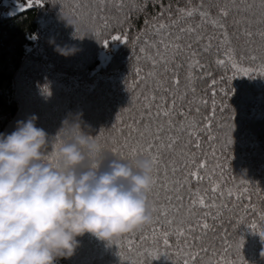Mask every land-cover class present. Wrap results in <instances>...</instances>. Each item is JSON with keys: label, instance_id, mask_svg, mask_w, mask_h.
<instances>
[{"label": "trees", "instance_id": "1", "mask_svg": "<svg viewBox=\"0 0 264 264\" xmlns=\"http://www.w3.org/2000/svg\"><path fill=\"white\" fill-rule=\"evenodd\" d=\"M24 3L25 6L19 11L0 17V132L10 134L15 130L17 120L35 114L38 117L36 126L44 129L50 139H53L52 149L50 145L48 151L50 158L54 159L53 152L58 150L56 144L59 143L60 146L67 139L65 133L57 135L62 120L70 112H82L83 121L90 126L82 125V130L94 138L103 133L99 142L100 152L92 157V161L106 163L109 159L123 158L124 162H130L137 158H151L146 153L132 157L127 149H124L125 155L121 157L109 149L112 138L119 139L116 129L124 127L127 131L129 121L127 115L123 114V109L130 104L133 82L137 79L135 68H143L141 75H146L150 67L145 59H136L137 49L143 45L144 37H141L139 43L134 37L138 30L143 29L145 17L151 19L159 13L160 0H156L154 4L150 0L144 13L132 11L131 0H125L123 10L109 4L106 15L110 24L115 25V30H105L104 36L99 38L94 35V26L87 21L76 20L79 32L66 24L61 15H72L65 0H41L40 3L33 0L31 7H28L27 1ZM169 6L175 16L177 8L201 5L200 0H192L191 4L188 0H163V7L167 9ZM203 7L212 16L216 15L215 0H204ZM130 12L131 16L126 23L117 24L118 20H123ZM164 20L171 23L167 16ZM199 23V17L196 16L183 21L181 26ZM244 27L243 23L235 26L229 23L228 30L237 55L248 48L247 38L243 35ZM172 32V36L165 37L166 41L176 43L175 36L179 34L182 37L179 43L184 46L176 63L170 62L168 65L169 69L179 74V88L172 86V71H169L166 76L159 78L165 81L164 86L171 89V92H165L163 88L157 90L156 81L151 77L148 78L147 87L140 83L136 86V91L145 95L152 91L156 93L157 100L153 103L152 116H145V122L151 123L152 130L163 125L161 136L165 142L169 136L180 138L175 152L163 151V163L169 165L167 180H178L183 184L185 175L196 168V164L192 163L193 159L197 163L207 162V167L200 170L203 179H189L182 188L179 184L172 185L173 188H179V191L170 193L173 196L171 202L164 199L165 194L159 188L156 189L160 191L158 200L151 190L149 199L152 205L154 201L157 205L165 204L168 217L175 220L174 225H168L164 217L159 221L163 226L162 231L170 233L169 246L163 244L162 231L153 235L151 225L145 227L147 239L137 240L132 246V252L128 251L126 240L122 241V247L115 244V241L109 244L85 234L78 237L80 246L75 255L70 259L60 260L58 264H132L133 261L140 260H144L145 264H183L185 252L188 250L186 245H192L194 236H202V240L192 245V250L199 252L196 264H216L217 261L225 264L230 260L238 264L241 257L246 264H264V259L259 256L262 245L256 234L264 232V220L260 219V214L264 212V76L258 72L261 62L238 60L242 66L254 70L249 76L236 73L228 63L217 65V59L225 58L227 45L219 42L220 31L212 28L210 24H204L198 29L205 37L199 44L195 43L193 36L179 33L178 28L172 29ZM111 35H126L128 43L125 44L123 39L111 41ZM104 38L110 41L107 47L100 42ZM147 38L152 41L159 39L151 32L147 33ZM208 38H211L210 48ZM50 40L61 46H75L78 51L73 56H61L54 51ZM256 40L258 43V38ZM189 42L193 44L192 49L186 47ZM205 48L208 50L205 51ZM148 50L155 51L152 48ZM173 51L170 47L166 54L169 60ZM193 51L196 52V57L192 56ZM103 53L108 54L105 62L101 60ZM197 57L204 65L203 71H200V65H196V71L189 79V61L195 63ZM176 64H182L183 67L177 68ZM162 70L163 65H160L157 72ZM234 75V79H229ZM213 79L217 81L215 87L212 85ZM193 86L195 91L191 90ZM221 88H229V94L222 95ZM214 92L216 95H213ZM185 93L187 95L182 100L181 96ZM162 96L169 104L173 98L176 100L172 117H157L155 114L158 108L164 106V101L160 99ZM213 101L216 106L214 116ZM222 103L227 105L224 111L221 110ZM140 104H143V98ZM181 109L185 110L186 119L175 115ZM188 109L193 110L191 115H187ZM197 109L198 113L195 111ZM121 115L124 125L120 124ZM168 119L173 120L174 127L171 129L167 124ZM193 119L202 124L210 123L211 127L197 129L201 148L186 150L194 155H180L188 136L186 131H179V126L183 120L187 127ZM229 135L232 143L225 148ZM173 161L179 169L174 175L171 172ZM162 172L163 167L161 174ZM216 185L219 186L218 191L213 193L211 189ZM229 191L233 193L232 197H229ZM199 195H203L209 203L207 209L201 208L198 203L195 208L192 207L191 202L198 200ZM237 195L240 196L239 200L236 199ZM177 196L182 199H177ZM213 202L217 207H211ZM221 205L224 207H220ZM206 212L218 216V219L205 216ZM155 215L157 213H153V217ZM201 220H207L210 225L206 235L198 226ZM252 222H256L257 229L250 228ZM189 224L193 226V232L186 231L185 237L176 235L177 228L187 229ZM134 233L139 236V232ZM240 238L244 240L242 250L237 247ZM204 248H207V252L202 250ZM145 250L158 251L159 255H137V252ZM120 252L124 253L123 257L119 255Z\"/></svg>", "mask_w": 264, "mask_h": 264}, {"label": "clouds", "instance_id": "2", "mask_svg": "<svg viewBox=\"0 0 264 264\" xmlns=\"http://www.w3.org/2000/svg\"><path fill=\"white\" fill-rule=\"evenodd\" d=\"M61 18L76 29L74 18ZM50 43L64 57L78 51ZM37 120L33 114L0 132V264H58L75 255L85 234L113 244L151 225V158L92 161L100 145L82 130L90 127L83 113L70 112L57 134L67 139L52 159L53 139ZM256 234L264 259V232Z\"/></svg>", "mask_w": 264, "mask_h": 264}, {"label": "snow or ice", "instance_id": "3", "mask_svg": "<svg viewBox=\"0 0 264 264\" xmlns=\"http://www.w3.org/2000/svg\"><path fill=\"white\" fill-rule=\"evenodd\" d=\"M41 0H36V3H40ZM192 0H188V3L191 4ZM65 3L68 6L70 14L77 21H87L91 25H93V32L95 37L99 38L104 36L105 30H115V25L110 24L109 18L106 15L109 4H113L116 7L123 10L125 0H65ZM133 5L132 11H137L140 13H144L147 11L150 0H131ZM151 3H156V0H151ZM28 7H31L33 4V0H27ZM204 0H200V7H189V8H177L175 16L172 14L171 7L169 6L167 9L163 7V0H160V11L158 14L153 15L151 19L148 17L144 18V27L142 30H138L137 35L134 37V40L139 43L141 37L143 39V45L137 49L138 55L136 57L137 61L141 58L145 59L150 65L147 74L141 75L144 72V69L137 66L135 68V76L136 80L133 82V87L131 91V100L128 107L123 109V114H126L128 117L127 123V131L124 127H120L116 129L118 133L119 139L113 137L111 140V151L114 154L120 155L123 157L125 155L124 149L128 150V154L132 157H135L138 154H147L151 157L155 167L153 174V184L152 190L157 200L160 197V191H156L157 188L164 192V199L168 202H171L173 196L170 194L172 191H179V188H173L172 185L179 184L182 188L184 184L188 183L189 179H194L196 181H201L203 177L201 176L200 170L207 167L206 161H200L197 163L195 159L192 160L193 164H196L195 170L187 173L184 177V183L181 184L180 181H172L169 182L167 177L169 175V165L163 163L162 155L163 151L167 150L168 152H175L176 145L179 143V136H169L167 142L162 139L161 133L163 131V125H159L153 131L150 122H145V116L151 118L152 116V108L153 103L157 100V96L155 91L150 92L145 95L143 92H137L136 86L140 83H144L145 87H147L148 78L151 77L156 81V89L159 90L163 88L165 92H171V89L165 87V81L160 79L159 77L166 76L169 71H172L171 84L175 88H179L180 79L178 72L169 69V63H176L177 56L182 51L183 47L179 41L181 40V35L175 36L176 43H171L166 41L165 37H170L173 35L172 29L178 28V32L183 34L187 33L194 37L195 43L199 44L201 41L205 39L203 35L198 32V29L202 27L204 24H210L212 28L218 29L220 31L219 42L221 44L227 45V51L224 53L225 58H219L215 61L217 65H225L226 63L230 64L231 68L236 72L243 76H249L253 73V69L250 67H244L238 60H250L257 61L260 60V66L258 69L259 75L264 76V0H215L216 4V15L212 16L209 10H205L203 7ZM131 16V12L124 17L123 20H118L117 24L123 25L128 21ZM167 16L168 20L171 23H168L164 20V17ZM198 16L200 23L197 25L188 24L187 26H181L183 21L191 20L194 17ZM97 21L100 23L97 24ZM229 23L233 26L243 23L245 25L243 30V35L247 38L248 48L246 50H242L239 55H237L236 48L232 46L233 42L231 39V34L228 30ZM76 31L79 32L80 29L76 28ZM151 32L153 35L159 37L157 41H152L147 38V33ZM110 34V33H109ZM83 37V36H82ZM81 37V38H82ZM256 38H258V43ZM125 44L128 43L127 36L121 35H111V41H121ZM105 47H107L110 42L108 38L102 39L100 41ZM172 48L174 51L171 54V59L169 60L168 53L169 48ZM186 47L188 49H192L193 44L189 42ZM211 47V38H208V48ZM149 48L154 49V52H149ZM208 48L204 50L207 51ZM163 49V51H161ZM259 53V54H258ZM192 56L196 57L197 54L193 51ZM160 65H163L162 72H157V69ZM196 65H200V71H203L204 65H202L197 57L195 63L189 61L188 67L190 68V72L188 74L189 79L196 71ZM176 67H183L182 64H176ZM235 75L230 77L229 79H234ZM223 79V78H222ZM217 81L215 79L212 80V85L215 87ZM195 91V87L191 89ZM229 88H221L220 93L224 96L229 94ZM174 95V94H173ZM187 93L181 96L183 100L186 97ZM213 95H216L214 92ZM141 98H143V104H140ZM162 101H164V106L158 108L156 111V116H163L165 118H169L173 116V110L176 108V100L173 98L169 104L165 97H160ZM202 103H207V101H202ZM215 101H213V116L215 115ZM227 109V105L221 104V110L224 111ZM198 113V109L195 110ZM193 112L192 109L187 110V115H191ZM176 116L185 118L186 113L184 109H181L179 112L175 113ZM120 124L124 125L125 121L123 115L119 117ZM167 124L169 128H173V120L168 119ZM204 127L210 128V123H199L192 120L191 124L185 127L183 120L179 126V131L187 132L188 139L185 141L184 149L181 150L180 155H194L191 152L186 151L189 148L200 149L201 148V139L200 133L197 129ZM103 138V133L101 132L99 136H97L96 141L99 144L100 140ZM211 139H216L215 137H211ZM57 140L59 137L57 136ZM232 143L231 136L229 135L227 138V142L225 148ZM56 148H59V143L56 144ZM52 151V150H51ZM53 155H56V152H53ZM187 165H185L186 167ZM219 166V165H218ZM161 167H163V172L161 174ZM179 169L176 167L175 162H171V172L174 175ZM161 175L163 179H161ZM219 186H213L211 191L216 193L218 191ZM222 195V193H221ZM229 197L233 196V193L229 191ZM177 199H182V197L177 196ZM236 199L239 200L240 196L237 195ZM192 207L195 208L197 203L201 208L207 209L209 207V203L205 200L203 195L198 196V200H193ZM211 207H217L215 202L211 204ZM220 207H224L221 205ZM254 211V209H252ZM247 212L248 209H245ZM153 213H157L154 216L153 221L151 223L150 230L155 235L157 231H162L163 226L159 224L160 218H166V223L168 225H174L175 220L173 218L168 217V208L165 204L157 205L156 201L153 202ZM191 214V209L189 210ZM205 216H208L212 219H218V216H213L211 213L206 212ZM260 219L264 220V212L260 214ZM183 222H181L182 224ZM201 231L204 235L207 234L209 230V223L207 220H201L199 225ZM258 225L256 222H252L250 228L252 230L257 229ZM191 233L194 231V228L191 224H189L188 228L179 227L176 229V235L179 237H185V232ZM139 232V236L136 233H131L129 236L122 238L120 241H115V244H119L123 247V240L127 242V249L129 252L133 251V244L136 243L137 240L147 239L145 235L146 229L143 228ZM163 236V244L167 247L169 246L170 233L168 231H162ZM200 240H202V236L200 237H192V245H195ZM244 240L240 238L238 242V249L243 248ZM192 245H186L187 251L185 252V259L183 260V264H196L197 259L199 258V252L192 250ZM207 252V248L202 249ZM120 256H124L123 252L119 253ZM138 256L141 257H155L159 255L158 251H141L137 252ZM127 264V262H126ZM132 264H145L144 260H140L138 262L133 261ZM211 264V262H210ZM216 264H221L220 261H217ZM225 264H237L236 261H227ZM238 264H246L243 257H241L238 261Z\"/></svg>", "mask_w": 264, "mask_h": 264}, {"label": "rangeland", "instance_id": "4", "mask_svg": "<svg viewBox=\"0 0 264 264\" xmlns=\"http://www.w3.org/2000/svg\"><path fill=\"white\" fill-rule=\"evenodd\" d=\"M27 0H0V17L9 16L25 6ZM33 41L35 38L33 37ZM108 59V54L103 53L101 55L102 62Z\"/></svg>", "mask_w": 264, "mask_h": 264}]
</instances>
